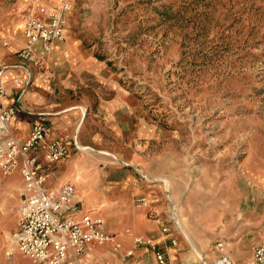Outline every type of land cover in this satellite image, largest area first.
<instances>
[{
    "label": "rangeland",
    "instance_id": "obj_1",
    "mask_svg": "<svg viewBox=\"0 0 264 264\" xmlns=\"http://www.w3.org/2000/svg\"><path fill=\"white\" fill-rule=\"evenodd\" d=\"M17 1L0 0V25L15 19ZM71 38L105 64L101 99L121 98L113 112L92 97L84 113L87 146L71 152V181H62L81 203L90 190L82 210H96L117 234L118 208L129 222L152 219L135 205L152 193L171 248L205 255L220 239L239 256L234 239L246 236L251 212H264V0H71ZM21 187L17 170L0 171V264H32L11 238ZM106 196L109 207L96 200ZM143 257L121 261L107 246L92 253L93 264Z\"/></svg>",
    "mask_w": 264,
    "mask_h": 264
},
{
    "label": "crops",
    "instance_id": "obj_2",
    "mask_svg": "<svg viewBox=\"0 0 264 264\" xmlns=\"http://www.w3.org/2000/svg\"><path fill=\"white\" fill-rule=\"evenodd\" d=\"M47 3L50 6L52 0H47ZM26 4V0H18L14 12L15 19L12 22L10 21L9 24L0 25V37L6 34L13 37L7 45L0 46V57L3 63L2 79L5 85L2 103L17 107V113L9 122V127L15 130L17 138L20 140L27 136L31 124L36 121L42 123L48 129L50 137L60 140L67 146L68 154L62 160V163L57 167H53L52 164L46 168L48 172L47 183L50 187H55L62 181H71V152L80 151V149H85L87 146L83 124L85 111L90 110L95 101L97 107L107 106V110L110 107V109H114L113 112H116V109L121 106L119 103L121 98L115 92V96L119 99L114 98L110 101L101 99L103 86L107 85L110 77L105 71V64L94 55L92 49L71 38V1L67 12V21L62 31V40L57 42L51 52L43 58L33 62H21L16 52L22 41V20L28 13ZM34 52L36 54L41 53L38 44L34 46ZM15 82L19 84L15 85ZM92 97H95L94 101H92ZM99 136L100 134L93 132L90 139L95 141ZM159 186L163 188V186ZM135 188L132 192H137L138 188L136 186ZM89 192L90 190L85 192L86 196L82 203L77 195V206L80 209L84 207L83 204L85 206L92 204L94 199L88 198ZM147 196L148 205L145 207L138 206L137 208L143 211L146 208L152 219L142 218L138 223L129 222L119 218L120 211L118 208L116 211L118 217L114 221V232L118 235L110 233L109 226L105 228L104 223V230L114 237L116 245V251L114 252L119 254L121 261L128 259L122 258L123 253L134 247L132 248L133 255L137 254L139 259L144 255L142 260L138 261V264H144L143 262L155 264L153 254L151 252L144 253L146 249H136L133 244L128 248H121L119 241L122 245L128 244L124 241H126L128 235L133 234L150 238L153 244L150 248L163 250L169 264H190L189 259L197 261L198 264H202V260L210 264L216 255L213 247L205 255L196 251L191 254L178 252L175 248H171L168 239L161 235L159 226L154 220L158 216L160 220L164 221L158 214V211L162 210V203H156L158 198L152 193ZM96 200H101L102 204L107 207L113 203L112 198L109 196L96 198ZM119 200L120 198L115 199L116 203ZM121 200L124 201L123 198ZM259 204L255 203L251 207L247 206V208L250 210L256 209ZM251 213L248 218L245 217L248 221L245 225L246 236L234 239V246L239 249L240 255L236 256L229 253V246H225L231 264H249L252 246L257 242L264 241V212L261 214ZM175 223L180 228L179 231L185 234V228L181 227L177 219H175ZM167 235L173 237L170 232ZM98 246L110 248L107 243L100 245L90 243V248L83 257L85 264L95 263L93 262L95 260L92 259V253ZM90 249H92L91 252Z\"/></svg>",
    "mask_w": 264,
    "mask_h": 264
},
{
    "label": "built area",
    "instance_id": "obj_3",
    "mask_svg": "<svg viewBox=\"0 0 264 264\" xmlns=\"http://www.w3.org/2000/svg\"><path fill=\"white\" fill-rule=\"evenodd\" d=\"M71 0H26L28 13L23 17L21 46L16 55L21 62H33L48 55L57 42L67 21ZM9 34L0 37V46L12 40ZM38 44L41 53L34 52ZM3 63L0 57V171L10 174L17 170L21 178L20 203L16 213V226L11 234L15 248L32 264H85L90 243L109 244L116 251L114 237L104 230V220L96 210H82L77 206V193L71 182L55 187L47 183V166L64 159L68 148L60 140L50 137L48 129L33 122L24 139L12 135L9 122L15 117L17 107L4 105L5 85L2 79ZM15 82V85H18ZM136 206H147L143 195L135 198ZM161 235L175 245L167 235L169 228L156 216ZM133 245L153 246L150 238H132ZM134 248V247H132ZM132 248L122 258L133 256ZM216 255L210 264H231L223 240L213 244ZM155 264H169L165 252L153 249ZM202 264H208L202 260ZM249 264H264V241L251 248Z\"/></svg>",
    "mask_w": 264,
    "mask_h": 264
}]
</instances>
